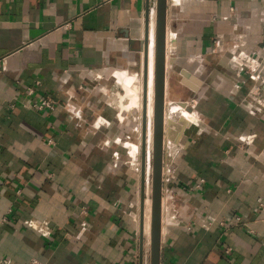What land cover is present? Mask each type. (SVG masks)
I'll return each mask as SVG.
<instances>
[{"label":"crops","instance_id":"obj_1","mask_svg":"<svg viewBox=\"0 0 264 264\" xmlns=\"http://www.w3.org/2000/svg\"><path fill=\"white\" fill-rule=\"evenodd\" d=\"M167 11L161 264H264V0ZM155 29V0H0V264H150Z\"/></svg>","mask_w":264,"mask_h":264},{"label":"water","instance_id":"obj_2","mask_svg":"<svg viewBox=\"0 0 264 264\" xmlns=\"http://www.w3.org/2000/svg\"><path fill=\"white\" fill-rule=\"evenodd\" d=\"M156 1L155 29V81L153 106V149H152V194H151V236L150 264H161L162 211H163V158H164V124L166 99V23L167 0ZM259 72V70H258ZM264 75V72H261ZM143 118L147 120V96L143 104ZM146 129H144L145 135ZM142 190L140 203V233L143 234L145 178L147 168V145L143 139ZM141 238V242H142Z\"/></svg>","mask_w":264,"mask_h":264},{"label":"built area","instance_id":"obj_3","mask_svg":"<svg viewBox=\"0 0 264 264\" xmlns=\"http://www.w3.org/2000/svg\"><path fill=\"white\" fill-rule=\"evenodd\" d=\"M64 27L66 29L70 28L69 23H66L64 25ZM247 63L246 65L243 67L244 72L249 73V74H253L254 72H256V70L259 68L260 62L252 57H248L247 58ZM258 77V75H256ZM255 76V77H256ZM34 89L31 87L28 89V94L29 95H33L34 94ZM256 92H258V95H260V90L259 88L256 90ZM30 105L37 109V110H41V111H47V110H53L56 108L57 106V102L56 100H54L52 97L50 96H42V97H38L36 100L31 101ZM164 180V177H163ZM240 218H236L235 223H239ZM27 225L31 228H33L34 230H37L41 233H47L48 230V224L46 222L44 223H37L35 221H28ZM27 264H46L45 262L41 261L38 258H31L29 260V262Z\"/></svg>","mask_w":264,"mask_h":264},{"label":"bare ground","instance_id":"obj_4","mask_svg":"<svg viewBox=\"0 0 264 264\" xmlns=\"http://www.w3.org/2000/svg\"><path fill=\"white\" fill-rule=\"evenodd\" d=\"M169 40V39H168ZM152 56V55H151ZM154 62V61H153ZM152 65V64H151ZM170 66V65H169ZM155 72V71H154ZM153 74H155V73H153ZM151 75H152V73H151ZM155 79V78H154ZM128 81H130V80H128ZM151 81V80H150ZM132 82V81H131ZM131 89V88H130ZM133 89H134V87H133ZM145 90V89H144ZM136 91V90H135ZM152 94H151V99H152V102L154 101V98H153V96H154V94H153V92H151ZM143 100V99H142ZM118 102V101H117ZM124 103V102H123ZM129 103V102H128ZM142 106H143V104H142ZM130 107V106H129ZM128 107V108H129ZM152 107H153V103L149 106V109L151 108V111H150V113L152 112ZM167 107V106H166ZM127 108V109H128ZM179 108H180V106H179V104H173V105H171L170 107H169V110H170V112H175V111H178L179 110ZM141 109V108H140ZM139 109V110H140ZM142 110V109H141ZM185 110V109H184ZM180 111V110H179ZM184 113H185V116L189 119V120H193V118H194V116L192 115V114H190V113H188V112H186V111H184ZM180 114V113H179ZM182 114V113H181ZM174 116V115H173ZM183 117V116H182ZM168 120V119H167ZM170 120V119H169ZM168 120V121H169ZM172 120V119H171ZM151 122H152V120H151ZM150 122V123H151ZM189 123V122H188ZM169 124V123H168ZM166 125V124H165ZM152 126V125H151ZM150 126V127H151ZM153 129V128H152ZM168 129H170V128H168ZM181 129V128H180ZM169 131V130H168ZM180 131V130H179ZM174 132H177V131H174ZM175 134V133H174ZM153 135V134H152ZM152 140H153V138H152ZM130 143V142H129ZM127 146V145H126ZM128 146H129V144H128ZM139 147V146H138ZM139 150V149H138ZM137 150V151H138ZM135 154V153H134ZM132 162H133V160H132ZM148 190H149V188H148ZM149 192V191H148ZM150 193V192H149ZM151 202H152V200H151V198L150 197H148V198H146V200L144 201V204H145V207H146V209H144V211L146 212L145 213V216H146V219H145V221H144V224H143V230H144V236L146 237V239H147V242H146V244H147V246H149L150 247V236H151ZM144 207V208H145Z\"/></svg>","mask_w":264,"mask_h":264},{"label":"rangeland","instance_id":"obj_5","mask_svg":"<svg viewBox=\"0 0 264 264\" xmlns=\"http://www.w3.org/2000/svg\"><path fill=\"white\" fill-rule=\"evenodd\" d=\"M153 131V130H152ZM153 132L151 133V138H150V142H149V144L147 145V149L149 148V152H150V158H151V174H150V177H149V192H148V195L146 196V198H148V197H150L151 198V194H152V149H153V140H152V138H153ZM146 198H145V200H146ZM144 207H145V204H144ZM144 209H146V207L144 208ZM145 211H144V220H143V222L145 221V219H146V216H145ZM146 222V221H145Z\"/></svg>","mask_w":264,"mask_h":264}]
</instances>
